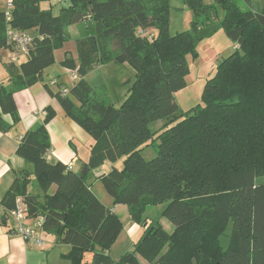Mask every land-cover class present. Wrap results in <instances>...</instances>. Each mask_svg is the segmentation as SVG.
Segmentation results:
<instances>
[{
	"label": "trees",
	"instance_id": "trees-1",
	"mask_svg": "<svg viewBox=\"0 0 264 264\" xmlns=\"http://www.w3.org/2000/svg\"><path fill=\"white\" fill-rule=\"evenodd\" d=\"M47 1L10 0L9 21L0 9V49L10 48L8 26L32 37L19 74L0 85V131L19 120L14 92L41 81L54 50L70 38L67 28L84 22L76 57L67 53L60 62L77 79L64 95L44 87L92 143L81 171L51 162L47 124L55 110L46 107L40 126L24 132L15 151L32 171L2 201L11 210L21 196L26 216H41V229L70 245L62 255L70 264H140L139 256L151 264H264V182L257 181L264 176V0H240L245 7L238 0H183L193 13L191 30L174 34L169 0H67L57 13L40 6ZM215 21L235 48L206 80L201 103L183 112L175 92L185 85L187 56H196L194 34ZM110 62L134 71L118 105L86 80ZM150 144L156 155L146 159L141 150ZM104 162L113 165L99 182L112 204L126 205L143 228L133 249L116 260L107 252L122 223L87 183ZM31 175L41 194L27 192ZM157 204H165L170 233L143 218ZM151 226L156 231L144 239Z\"/></svg>",
	"mask_w": 264,
	"mask_h": 264
},
{
	"label": "crops",
	"instance_id": "crops-1",
	"mask_svg": "<svg viewBox=\"0 0 264 264\" xmlns=\"http://www.w3.org/2000/svg\"><path fill=\"white\" fill-rule=\"evenodd\" d=\"M63 2V5L67 4V0H63ZM40 6L42 8H47L52 6V3L49 0L47 2H41ZM85 24L84 22H80L67 28L70 38L63 43L61 48L54 50L55 62L43 71L41 81L29 87L18 89L13 94L19 120L16 124L12 125L8 131H0V264H70L62 257V255L70 250V245L59 241L54 234L41 229L43 244L38 246L32 242H26L20 236L13 233L10 208L2 201V198L9 188L18 184L19 179H22L25 173L32 171V165L18 157L15 151L21 135L28 130H35L40 126L44 117L40 112L45 111V108L48 106L55 110V116L47 124V131L50 139L48 157L66 165L71 163V168L74 171H81L83 169V164L88 159L89 146L92 143L90 135L76 122L65 116L57 99L51 96L44 87L46 83L52 91H58L61 87L71 86L73 81L70 78V69L62 66L60 62L67 53L74 58L76 57L75 39L84 36ZM234 48L235 44L233 45V49ZM8 63H10L9 49L1 48L0 85L8 84L11 81L10 74L6 69ZM100 66L110 68L123 66L130 68L126 64L117 65L113 62L96 67ZM94 69L87 74L86 78ZM133 77L129 80L120 79L118 82L121 86L120 93H115V100L114 98H112V101L108 100L115 105L120 104L127 96V89L129 86L127 82L133 80ZM104 78V83L108 85L109 78H106V76ZM53 80L56 82L51 84ZM2 118L5 122L12 123V118L9 114H2ZM112 165L113 164L109 162H104L101 166L91 170L87 178L89 186L92 188V186L100 183L98 177L105 174ZM114 165H116V163H114ZM262 182H264V179ZM34 186L38 189H34ZM27 192L29 194H41V190L37 186L32 175L31 181L27 186ZM99 198L102 202L103 198ZM102 203L111 208L122 223V231L118 235L113 246L107 252L113 259H116L120 254L122 255L133 249L134 241L142 235L143 228L139 224L131 221L126 205H113L111 199H106ZM28 222L29 224L33 223L31 221ZM158 223L167 233H170L173 229L171 223L164 217H162ZM119 244L121 246L118 248L119 252L114 255L112 250ZM85 259L89 261L91 259V254H85ZM139 260L140 264H151L141 258H139Z\"/></svg>",
	"mask_w": 264,
	"mask_h": 264
},
{
	"label": "rangeland",
	"instance_id": "rangeland-1",
	"mask_svg": "<svg viewBox=\"0 0 264 264\" xmlns=\"http://www.w3.org/2000/svg\"><path fill=\"white\" fill-rule=\"evenodd\" d=\"M5 2L6 0H0V8L3 11L5 9ZM50 2L52 3L53 12L57 13L58 9L64 4L65 1L63 2V0H59L60 3H58L57 0H50ZM238 2L242 7H245V5L240 0H238ZM221 13L222 11L218 8L219 18L221 17ZM192 19L193 13L184 5L183 0H169L170 34L181 32L184 30H191ZM152 31L153 30H151L150 32ZM194 37V49L196 56L195 58H192L191 55L187 56L189 72L185 77V85L183 86V88L175 92V100L180 110L183 112L188 111L201 103V93L206 80L212 76L216 64L221 59L232 53L234 45V43L226 36L222 28L219 27L218 21H215L213 24L199 27L198 31L194 34ZM133 73L134 71L132 72L131 68H126L123 66L114 68L100 66L96 67L94 71L88 75L86 80L91 86L97 89V92H99L101 95L103 94L105 96H108L107 98L112 101V98H114L115 100V93L119 94V91H121V86L118 83L119 80L132 79ZM105 76L106 78H109L110 86L109 84L106 85L104 83ZM159 124H161L160 121L158 122V125ZM156 151V144H150L147 146H143L141 154L144 158L149 159L156 155ZM115 166L121 167L122 159L118 160ZM263 179L264 176L259 177L257 181L259 182ZM35 188L37 187L34 186V189ZM92 190L93 192H95L97 197L99 196L103 198L102 202H104V200L106 199H111V197L105 192L101 183L92 186ZM99 197L98 199L100 200ZM164 206L165 204L147 206L145 208L143 218L146 219L147 222H159V220H161V218L163 217L162 209L164 208ZM222 240L225 243V240ZM113 244L111 245V247L113 246ZM120 247L121 246L119 244L117 247L113 248L112 251L114 255L119 252L118 248ZM120 255L116 259H118ZM139 258L141 257L139 256L138 259Z\"/></svg>",
	"mask_w": 264,
	"mask_h": 264
},
{
	"label": "built area",
	"instance_id": "built-area-1",
	"mask_svg": "<svg viewBox=\"0 0 264 264\" xmlns=\"http://www.w3.org/2000/svg\"><path fill=\"white\" fill-rule=\"evenodd\" d=\"M205 2H211L212 0H204ZM11 2L6 0L4 16L5 20H10ZM141 33H145L140 31ZM148 34V33H146ZM32 37L26 32H19L12 29L10 26L6 29V43L9 47V61L19 65L22 61H25L28 56L29 46L31 44ZM70 78L72 81L77 79V73L75 70L70 69ZM56 81H51L54 84ZM67 87H61V94L67 93ZM41 115H45V111L40 112ZM72 164L69 163L67 168H71ZM27 208L21 196H16L14 207L10 210V217L12 221V232L20 236L26 242H32L38 246L43 244V238L41 233L43 218L41 216L35 218H28L26 216ZM28 221L33 222L29 224Z\"/></svg>",
	"mask_w": 264,
	"mask_h": 264
},
{
	"label": "water",
	"instance_id": "water-1",
	"mask_svg": "<svg viewBox=\"0 0 264 264\" xmlns=\"http://www.w3.org/2000/svg\"><path fill=\"white\" fill-rule=\"evenodd\" d=\"M6 69H7V71L9 72L11 78H12V77H15L16 75L19 74V66L16 65L15 63H13V62L8 63V64L6 65ZM51 162H54V159H51ZM82 173H83V171H82ZM155 231H156L155 226H151V227L148 229V231L145 233V235H144L143 238H144V239L147 238L148 235H149L150 233L155 232ZM64 237H65L64 234L61 235V239H64Z\"/></svg>",
	"mask_w": 264,
	"mask_h": 264
}]
</instances>
